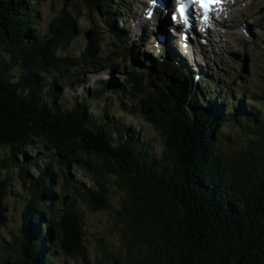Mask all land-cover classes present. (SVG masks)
<instances>
[{
	"label": "trees",
	"instance_id": "trees-1",
	"mask_svg": "<svg viewBox=\"0 0 264 264\" xmlns=\"http://www.w3.org/2000/svg\"><path fill=\"white\" fill-rule=\"evenodd\" d=\"M44 1L0 0V150L6 149L0 160V264H53L55 250L76 264H264V98L255 100L257 107L239 103L234 109L214 84L208 90L205 78L198 80L200 91L193 74L162 62L132 70L122 84L103 83L99 93L111 88L140 97L135 109L142 123L162 140L154 152L145 134L92 115L84 100L57 103L65 82L47 78L79 65L111 64L94 32L78 58L60 50L77 33L81 7L106 16L105 26L119 40L113 23L120 17L112 5L121 0H77L81 6L63 7L41 38L34 24ZM132 53L123 48L122 55ZM226 123L248 135L239 151L220 150ZM40 148L56 151L54 165L63 177L58 202L48 190L55 188L53 163L40 167L39 155H24ZM76 158H84L79 162L88 186L66 175ZM10 167L28 195L14 234L4 231ZM112 186L121 194L114 219L118 245L95 237L92 253L79 208L67 194L92 213L107 211Z\"/></svg>",
	"mask_w": 264,
	"mask_h": 264
},
{
	"label": "rangeland",
	"instance_id": "rangeland-1",
	"mask_svg": "<svg viewBox=\"0 0 264 264\" xmlns=\"http://www.w3.org/2000/svg\"><path fill=\"white\" fill-rule=\"evenodd\" d=\"M63 1L45 0L37 5V19L34 26L39 37L44 38L48 35L50 21L63 7L70 9L73 4L81 6V3L77 0L71 2L68 0L65 3ZM140 1L143 2L144 0H121L119 3L112 5L115 14L118 18L120 17L114 20L115 23H113L117 31L122 30V33H118L119 40H115V37L109 33L108 28L105 26L106 21L104 18L106 16L102 17L93 11L87 12L81 7L76 15L77 33L66 46L61 48L60 53L78 58L88 42L83 34L91 31L101 39V55L105 57L110 55L112 60H110L111 64H100L94 69L79 65L66 73H62V76H59L57 72L48 74V81L58 78L61 79L62 83L65 82L63 86L58 87L60 89L56 96L57 103H61L64 107H70L80 100H84L85 106L92 115H103V117L111 119L114 124L120 123L130 127L135 134H145L149 138L154 152L161 150L162 140L158 132L142 123L141 116L135 109L140 105V97L132 95V98L126 93L127 91L117 93L112 91L111 88L99 93L98 91L102 88L103 83L105 84L108 79L111 78L117 84H122L121 80L124 77H129L132 70L142 72L148 66L152 67V65L162 60L170 68L177 66L184 76L190 74H193L194 78L196 76L195 84L200 91H205L204 86L201 85L202 81H198L201 80L198 75H203L205 81L209 84L208 90L214 84L225 94L223 103L228 105L234 103V109L238 108L239 103L252 107L258 106L255 100L264 98V0H235L236 3L233 5L229 19H226L225 22L226 27L222 28L215 25L214 30L219 32V36H213L210 46L200 48L199 52L194 55L197 60L194 62L190 59L191 52L188 50L185 54L181 44L179 45V41L176 39L178 52L176 53V50L173 49L176 53L173 59L166 57V45L160 47V55L158 54L159 52L155 48L156 45L150 42L154 37H151V33L146 35L149 29L145 32L143 27H140V24L144 22L143 19H139V16L141 17L139 13L142 14L143 8ZM145 14L146 10L144 11L146 17ZM147 27H149L148 24ZM133 42L140 45L134 46ZM132 46L133 53L131 55H122L124 47L131 48ZM112 50H115L116 54L120 53L122 58L118 60V58L113 57ZM200 53L203 56H200ZM10 72L17 75L18 69L12 68ZM80 73L84 74V78H80ZM69 78L72 79L69 80ZM77 80L79 81L78 84L76 83ZM243 96L249 97V99L243 98ZM222 112L226 113L225 111ZM232 114H234L233 111ZM220 130L221 136L218 138L220 150L234 152L244 147L248 135L239 127L233 123H226ZM5 153V148L0 150V160ZM36 154L40 157L41 162H38L40 167L44 166L42 161L53 163L55 188H46L56 196L55 202H58L57 196L59 195V187L63 184V177L54 165L57 157L56 151L46 152L43 148L33 152L24 151V155L30 158H33ZM79 159L84 160V158H76L75 160L78 162L75 160L69 161V166L74 171L69 170L66 175L88 186L91 182L86 180L83 163L79 162ZM17 174L18 171L15 167L8 168L11 184L4 200L7 212L5 233L14 234L17 232L21 222L22 200L28 197ZM67 195V202H74V205L79 208L88 250L96 253L94 239L99 236L104 237L106 243L115 248L118 245V229L114 228V219L115 211L119 207L120 192L112 186L108 200L110 208L107 211L93 213L87 209L86 205L76 195L73 193ZM52 262L53 264H76L75 261L66 259L59 250H55Z\"/></svg>",
	"mask_w": 264,
	"mask_h": 264
},
{
	"label": "bare ground",
	"instance_id": "bare-ground-1",
	"mask_svg": "<svg viewBox=\"0 0 264 264\" xmlns=\"http://www.w3.org/2000/svg\"><path fill=\"white\" fill-rule=\"evenodd\" d=\"M147 1H148L147 6H145V10H146V14H145L146 15V22L143 23V24L141 23L140 24V27L141 28L143 27V31H145V32H146L147 29H149V31H147V34L146 35H148V33H151V37L152 36L162 35L163 36V39L162 40H158L157 39V42H158L159 46H164V45L167 46V49H166L167 56L166 57H169L170 59H173V57H175V54L178 52V48H176V44L177 43H176L175 39L179 41V45L181 44V42L186 41L185 32L181 31L180 28L174 26L173 23H171L168 20V17H167V16H169V14L173 13L174 0H163L162 2L156 0L155 3H153L152 0H147ZM149 13H151L152 15L149 16ZM159 14L161 16V23H162L161 26H159L156 23ZM140 18L141 17L139 16V19ZM147 24L149 25V27H147ZM118 33L119 34L122 33V30L121 31H118ZM110 34L115 37V40H117V37L113 33H110ZM119 34L117 36H119ZM146 39H147V36H146ZM173 46H174V48H173ZM132 49L133 48H130V52H132ZM173 49L176 50V53H175V51H173ZM188 50L191 52L190 59H191V61L193 60V62H194L196 60V58L194 57V55L196 53H194L193 52V49L189 47V48H187L185 50V54L188 52ZM200 56H203V54L200 53ZM138 57L139 56H137V58ZM159 62L165 63L162 60L158 61V63ZM120 76H122V75H120ZM111 81L112 80L110 78V79H108L106 81V83H111Z\"/></svg>",
	"mask_w": 264,
	"mask_h": 264
},
{
	"label": "snow or ice",
	"instance_id": "snow-or-ice-1",
	"mask_svg": "<svg viewBox=\"0 0 264 264\" xmlns=\"http://www.w3.org/2000/svg\"><path fill=\"white\" fill-rule=\"evenodd\" d=\"M152 2L155 3L156 0H152ZM191 3L194 4V5H198L203 10L204 19L206 21L210 6L219 5L221 3V0H191ZM176 11L179 12V14H180L179 19L181 21H183L185 25H187V17L185 15L186 5L184 3H181L178 6V8L176 9ZM151 15L152 14L149 13V16H151ZM171 19H172V21H176L177 20V16L173 14L171 16Z\"/></svg>",
	"mask_w": 264,
	"mask_h": 264
},
{
	"label": "water",
	"instance_id": "water-1",
	"mask_svg": "<svg viewBox=\"0 0 264 264\" xmlns=\"http://www.w3.org/2000/svg\"><path fill=\"white\" fill-rule=\"evenodd\" d=\"M66 1L67 0H64V2ZM83 35H84V38L89 41L91 39L92 33L91 31H88V32H85Z\"/></svg>",
	"mask_w": 264,
	"mask_h": 264
}]
</instances>
